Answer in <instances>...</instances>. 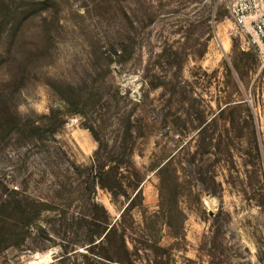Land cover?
<instances>
[{
	"label": "rangeland",
	"instance_id": "obj_1",
	"mask_svg": "<svg viewBox=\"0 0 264 264\" xmlns=\"http://www.w3.org/2000/svg\"><path fill=\"white\" fill-rule=\"evenodd\" d=\"M234 1L0 0V119L79 109L46 143L81 167L97 149L87 127L110 136L124 116L139 131L144 201L122 225L135 264H264V52L234 22ZM45 161L9 123L0 197L18 187L62 205L52 185L68 161L49 175ZM96 198L119 220L127 201L100 188ZM74 214L46 208V232L24 241L0 232V264H110L86 231L64 227Z\"/></svg>",
	"mask_w": 264,
	"mask_h": 264
},
{
	"label": "trees",
	"instance_id": "obj_2",
	"mask_svg": "<svg viewBox=\"0 0 264 264\" xmlns=\"http://www.w3.org/2000/svg\"><path fill=\"white\" fill-rule=\"evenodd\" d=\"M112 62V61H111ZM74 94V89L71 88ZM82 96V97H81ZM65 104H69L68 97L61 95ZM85 95L79 96V101H84ZM66 111L52 109L49 114L39 116V120L30 117H21L15 110L16 120L11 122L0 119V140L9 123L14 127V131L24 134V136L36 144H41V148L46 154V173H58L60 162L64 159L68 161L67 176L57 177V183L52 188L57 187L58 193L62 196V205L54 204L49 207V202L44 198H33L19 189L3 193L0 197V214L7 213L8 220L12 224L0 226L3 232L4 242L12 240L24 241L27 234L31 236L32 229L44 234L45 228L41 223L43 212L46 208L50 210L67 211L76 209V214L71 217L63 216L61 221L68 230L77 228V234L86 231L88 236V250L97 258L110 264H135L136 260L131 256L128 248L125 231L122 225L129 213L136 208V201L143 205L144 196L142 193L143 178L141 173L136 170L133 164L134 145L136 139L141 135L134 127L131 118L119 117L121 125L110 133V136L101 137L93 127H87L97 143V149L93 155L92 164L89 167H81L75 162L70 161L63 149L56 145H47L48 138L55 139L57 128L65 123V118L70 113L83 114L75 107H66ZM74 109V110H73ZM223 109L221 113L224 111ZM161 166L159 171L166 165ZM49 175V174H48ZM204 182V180H202ZM27 183V182H26ZM100 188L109 192L113 201L124 199L127 205L124 208L119 220L115 223L107 210L98 203L96 198L97 189ZM7 191V190H6ZM59 206L55 208L56 206ZM53 208V209H52ZM55 208V209H54ZM3 223H7L4 220ZM7 228L8 232H6ZM103 247L104 254L94 252L97 247ZM64 258H62L63 260ZM157 260L155 261L156 264Z\"/></svg>",
	"mask_w": 264,
	"mask_h": 264
},
{
	"label": "built area",
	"instance_id": "obj_3",
	"mask_svg": "<svg viewBox=\"0 0 264 264\" xmlns=\"http://www.w3.org/2000/svg\"><path fill=\"white\" fill-rule=\"evenodd\" d=\"M231 15L236 25L250 34V42L264 52V0H235Z\"/></svg>",
	"mask_w": 264,
	"mask_h": 264
}]
</instances>
